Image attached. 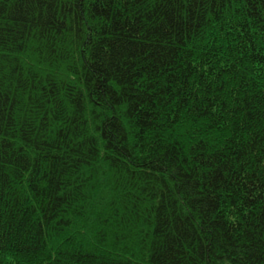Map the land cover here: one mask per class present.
<instances>
[{"label": "trees", "instance_id": "16d2710c", "mask_svg": "<svg viewBox=\"0 0 264 264\" xmlns=\"http://www.w3.org/2000/svg\"><path fill=\"white\" fill-rule=\"evenodd\" d=\"M0 264H264V0H0Z\"/></svg>", "mask_w": 264, "mask_h": 264}]
</instances>
